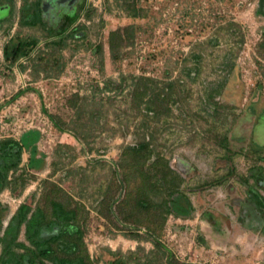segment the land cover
<instances>
[{
    "label": "rangeland",
    "instance_id": "rangeland-1",
    "mask_svg": "<svg viewBox=\"0 0 264 264\" xmlns=\"http://www.w3.org/2000/svg\"><path fill=\"white\" fill-rule=\"evenodd\" d=\"M33 1L14 0L11 22L0 26V139L28 137L21 166L35 175L21 192L0 191V235L22 202L45 206L54 190L77 208L95 264H264V217L257 221L249 209L251 189L264 196L256 177L264 178L259 0H83L77 20L54 37L20 23ZM128 5L140 15L131 16ZM128 25L133 42L115 59L110 33ZM17 37L38 43L12 62L4 47ZM59 37L62 45H50ZM138 75L185 80L167 126L152 123L159 150L184 175L182 196L154 237L147 224L159 221L137 224L126 203L141 179L126 181L130 168L120 165L131 158L124 150L137 141L142 120L129 97ZM20 239L29 243L24 229Z\"/></svg>",
    "mask_w": 264,
    "mask_h": 264
},
{
    "label": "trees",
    "instance_id": "trees-1",
    "mask_svg": "<svg viewBox=\"0 0 264 264\" xmlns=\"http://www.w3.org/2000/svg\"><path fill=\"white\" fill-rule=\"evenodd\" d=\"M14 0H10L13 6ZM46 0H34L27 8H24L20 17V23L27 26H42L50 37L60 36L68 27L77 20V11L73 10L65 22L59 25L65 16L64 12L58 13L51 20L50 10L45 6ZM131 16H139V10L135 7L126 6ZM60 20V21H59ZM81 27H74L73 33H79ZM135 33V27L128 25L123 28L112 30L109 38V46L112 56L118 59L123 48L131 45ZM237 42L243 41L242 35H238ZM52 39V46H60L63 38ZM38 43V38H13L5 44L6 58L15 62L22 56L30 53V49ZM101 51V46L98 47ZM197 58L200 56L196 55ZM234 63H231V66ZM199 66L196 67V71ZM193 68H189L191 75ZM198 74V72L196 73ZM124 81L125 78H124ZM185 80L181 77L175 80L160 81L150 76L138 75L133 77L129 97L132 107L138 109L142 114V120L136 124L135 133L138 136L134 144L127 145L124 154L131 156L128 162L120 165L128 166L130 172L124 174V179L140 178L135 194L130 192L126 203L131 204L134 210V221L143 225L144 221L155 218L153 224H147L148 233L153 237L159 235V230L164 226L169 214L173 212L174 206L182 196V184L184 175L176 170L159 150L157 142L156 126L153 122H160L162 127L167 126L168 119L173 111V106L181 105L183 96L182 88ZM210 94L209 97H212ZM54 117V116H53ZM55 119V117H54ZM56 120V119H55ZM56 125L59 129H65L58 120ZM80 138H86L79 132ZM227 142V137L223 140ZM27 136L18 139L7 136L0 139V191L10 188L12 191L25 189L28 182L35 177L21 166L25 148L29 146ZM33 154V153H32ZM32 159L30 166L34 165ZM39 161V160H37ZM147 165L154 168L150 173L145 169ZM259 182L264 178L256 173ZM254 188V187H253ZM46 195L45 206L22 202L15 213L9 219L3 233L0 235L2 246L0 253V264H95L91 259L88 248L84 242V232L77 221V208L68 207L63 201L58 200L53 194ZM250 210L253 218L263 222V217L258 213L264 209V196L255 188L251 189ZM0 202V230L3 229V218ZM50 207V209H49ZM261 209V210H259ZM29 243L20 239L23 232ZM138 235V234H136ZM150 235V236H151ZM158 243V241H156ZM169 264H177L170 261Z\"/></svg>",
    "mask_w": 264,
    "mask_h": 264
},
{
    "label": "flooded vegetation",
    "instance_id": "flooded-vegetation-1",
    "mask_svg": "<svg viewBox=\"0 0 264 264\" xmlns=\"http://www.w3.org/2000/svg\"><path fill=\"white\" fill-rule=\"evenodd\" d=\"M83 0H46L45 6L49 12V16L52 19L57 17L56 15L60 12H64L65 16L61 19L59 22V25H62L63 22H65L66 17L71 14L73 10L77 11L78 7L80 6V3ZM6 9L5 15H0V26L2 25V22H11L12 17V5L11 2H2L0 3V11ZM53 21V20H52Z\"/></svg>",
    "mask_w": 264,
    "mask_h": 264
},
{
    "label": "water",
    "instance_id": "water-1",
    "mask_svg": "<svg viewBox=\"0 0 264 264\" xmlns=\"http://www.w3.org/2000/svg\"><path fill=\"white\" fill-rule=\"evenodd\" d=\"M259 10L264 14V0H259Z\"/></svg>",
    "mask_w": 264,
    "mask_h": 264
}]
</instances>
